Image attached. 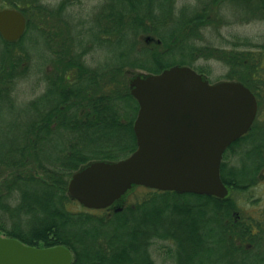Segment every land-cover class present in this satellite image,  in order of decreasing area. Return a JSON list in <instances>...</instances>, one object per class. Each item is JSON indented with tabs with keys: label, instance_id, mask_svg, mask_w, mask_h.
I'll return each mask as SVG.
<instances>
[{
	"label": "trees",
	"instance_id": "1",
	"mask_svg": "<svg viewBox=\"0 0 264 264\" xmlns=\"http://www.w3.org/2000/svg\"><path fill=\"white\" fill-rule=\"evenodd\" d=\"M77 1L81 2L60 0L55 6L45 0H0V9L17 8L27 21L20 39L9 42L0 37V100H8L9 108L15 77H27L34 67L25 42L33 38L47 45L45 17L69 27L68 8ZM176 1L104 0L98 8L97 40L121 46L119 60L105 67L85 61L95 35L85 40L65 32L50 69L38 78L44 91L27 102L36 116L26 122L16 146L0 151V234L31 246L63 245L72 253L71 264H157L151 248L165 241L172 245H158L172 264L244 262L250 252L244 243H256L248 238L257 235L233 221L227 200L146 187V198L120 210L68 207L69 202L78 203L67 192L73 172L93 160L121 159L136 147L132 127L138 106L129 87L131 78L141 73L136 69L158 73L187 65L208 79L209 66L198 62L215 60L226 66V79H246L259 68L264 71V44L249 36L220 33L226 25L262 21L264 0H196L179 8ZM234 8L240 16L231 13ZM175 51L180 57L164 62ZM56 135L65 136L62 146L54 141ZM255 152L256 146L245 154ZM137 187L144 186L133 185L126 194ZM176 213L181 216L178 221L173 218ZM7 214L11 219L25 216L26 227L12 224L17 221L13 219L8 226Z\"/></svg>",
	"mask_w": 264,
	"mask_h": 264
},
{
	"label": "water",
	"instance_id": "2",
	"mask_svg": "<svg viewBox=\"0 0 264 264\" xmlns=\"http://www.w3.org/2000/svg\"><path fill=\"white\" fill-rule=\"evenodd\" d=\"M26 23L19 9H0L3 40L20 39ZM129 87L138 106L132 127L135 149L121 159L93 160L73 172L67 183L70 198L88 209H105L133 185L224 197L221 160L253 123L257 101L251 90L234 80L209 82L187 65L141 72ZM71 261L72 253L63 245L31 246L0 234V264Z\"/></svg>",
	"mask_w": 264,
	"mask_h": 264
},
{
	"label": "rangeland",
	"instance_id": "3",
	"mask_svg": "<svg viewBox=\"0 0 264 264\" xmlns=\"http://www.w3.org/2000/svg\"><path fill=\"white\" fill-rule=\"evenodd\" d=\"M58 1L60 0H45V3L55 5ZM103 1L104 0H81V2L77 1V4L69 6L67 13L69 27H65L54 17H45L46 21H43L45 23H42V26L46 27V31L49 32V40L47 45L42 44L40 41L36 42L33 38L27 39L25 44L30 50L31 62L34 64V67L30 68L27 77L25 75L23 77H15V82L13 84V103L11 108H9V103L7 102L8 100L4 98L0 100V151L3 148L5 149L9 144L16 146L18 144V135L24 130L26 122L36 116V112L27 107V102L31 101L44 91L45 88H43L42 85L38 87V84L41 83V80H38V78L44 74V71L50 69V59L55 54V52L61 48L60 41L63 37H66V31L67 33H77L78 35H82L84 36L85 40H90L93 35H95V37L92 39V48L85 56V61L88 63V65L92 67H105L106 63L113 64L119 60L117 53L121 49L120 45H115L109 41L99 44L97 40L99 37L97 26L99 22L98 8ZM195 1L196 0H177L176 7L179 8L183 4H193ZM231 13L233 15L235 14L236 16L241 15L237 9L235 10V8L233 11H231ZM220 30L221 35L223 34L224 36L229 37L230 34L249 36L257 43L264 44V21H253L242 24L237 23L234 25H229L228 27L226 25L225 27H221ZM55 32H60L61 36H55ZM217 36L218 34H215L214 42L217 41ZM2 47L3 45L0 42V50ZM14 50L17 51L18 48H14ZM179 57L180 56L178 52L175 51L173 53H169L164 58V62L169 63L175 61ZM195 64L197 65V62ZM198 64H206L209 66L210 73L207 75V77L210 82L214 83L220 80H226L224 75L227 71V68L223 65V63L215 60H200ZM136 70L143 73L147 72L140 69ZM260 72L261 70L259 68L257 71H255L254 77L260 78ZM6 98H8V95H6ZM64 140L65 136L63 135H56L54 139L58 147L64 144ZM85 149H88V146H86ZM52 152L56 154V149L52 148ZM230 157L231 156L226 153L224 160H230ZM148 195V188L137 187L135 190L130 191L127 194L125 193L119 201H116V207H122L139 202ZM231 196L235 198V202L241 211L244 212V210H246V213L251 212L257 207V205L264 204V184L256 183L245 191H233ZM186 199L194 200L192 197ZM68 207L72 209L73 207L80 209L82 206L79 203L69 202ZM116 207L114 206L112 209H115ZM169 208L172 209L171 207ZM192 213L196 215V210L194 209ZM173 218L178 221L181 219V216L176 213ZM195 218L196 217H191L193 220ZM12 219L17 220L13 221L12 224L18 223L17 225H20L22 228L26 227L25 216L15 217ZM12 219L7 214L6 221L8 226L10 225ZM158 244L171 246L172 242L165 241L163 243L158 242ZM158 244H154L151 248V254L155 262L157 264H172L170 260H165L162 250L163 248L159 247ZM259 257L260 255L258 254V249H255L248 253L244 262H236L231 264H264V259L260 260Z\"/></svg>",
	"mask_w": 264,
	"mask_h": 264
},
{
	"label": "flooded vegetation",
	"instance_id": "4",
	"mask_svg": "<svg viewBox=\"0 0 264 264\" xmlns=\"http://www.w3.org/2000/svg\"><path fill=\"white\" fill-rule=\"evenodd\" d=\"M58 3L59 1L55 6ZM262 21H264V18ZM261 74H264V71L260 72V78L251 76L250 78L241 80L234 78L227 79L241 82L251 90L257 101V111L248 131L231 143L225 150L231 156L230 160H221L220 176L223 182L222 173L227 179V183L224 182L227 188V194L222 198L213 197L218 200H227L231 206L230 213L233 221L242 223V225L250 229L249 232L251 234L257 235L256 238H248V240H253V242L257 241L256 243L246 241L244 245L250 251L258 249V253L264 258V204L257 205L253 211L246 213V210L243 212L239 209L235 198L231 196L233 191H245L256 183L264 184V145H261L262 138L264 137V76H260ZM255 146L257 152L250 156L245 154L255 148ZM116 204L114 202L110 207H116ZM256 244L257 246H255Z\"/></svg>",
	"mask_w": 264,
	"mask_h": 264
}]
</instances>
